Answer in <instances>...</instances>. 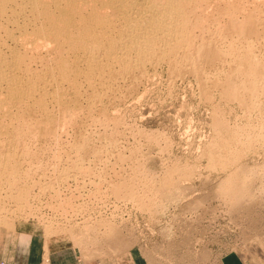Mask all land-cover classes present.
I'll return each instance as SVG.
<instances>
[{
	"label": "rangeland",
	"instance_id": "374dc122",
	"mask_svg": "<svg viewBox=\"0 0 264 264\" xmlns=\"http://www.w3.org/2000/svg\"><path fill=\"white\" fill-rule=\"evenodd\" d=\"M253 47L246 61L261 55ZM227 64L203 88L191 73L172 78L165 62L147 65L136 87L116 85L90 117L51 108L46 133L39 115L21 112L19 173L0 178V264H12L14 245H42L43 264L49 246L73 264H264V78L245 110L224 97L225 83L244 77ZM217 121L231 129L230 161L213 166Z\"/></svg>",
	"mask_w": 264,
	"mask_h": 264
},
{
	"label": "bare ground",
	"instance_id": "6f19581e",
	"mask_svg": "<svg viewBox=\"0 0 264 264\" xmlns=\"http://www.w3.org/2000/svg\"><path fill=\"white\" fill-rule=\"evenodd\" d=\"M253 45L261 55L246 61ZM161 62L172 78L191 73L201 88L214 67L222 71L236 63L243 81L225 83L224 97L252 108L251 96L264 78V0H0V178L12 183L19 173L21 112L39 115L38 131L46 133L55 123L54 107L82 109L90 117L101 99L119 92L118 85L132 89L147 65ZM215 129L209 162L226 164L230 143L222 137L231 129L222 121ZM80 132L75 145L84 150Z\"/></svg>",
	"mask_w": 264,
	"mask_h": 264
},
{
	"label": "crops",
	"instance_id": "0c3cea01",
	"mask_svg": "<svg viewBox=\"0 0 264 264\" xmlns=\"http://www.w3.org/2000/svg\"><path fill=\"white\" fill-rule=\"evenodd\" d=\"M15 246V253L12 254L11 262L12 264H43V254L46 252L42 245H21V247ZM48 253L50 254V262L44 264H73L65 261H58L57 251L55 249L48 247ZM136 264L138 259L135 260ZM223 264H242L239 259L234 257H227ZM139 264V263H138Z\"/></svg>",
	"mask_w": 264,
	"mask_h": 264
}]
</instances>
